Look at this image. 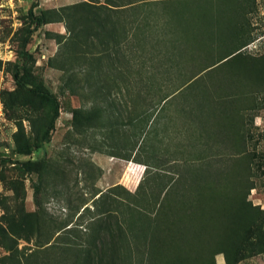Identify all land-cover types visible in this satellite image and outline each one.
Listing matches in <instances>:
<instances>
[{"label": "rangeland", "instance_id": "374dc122", "mask_svg": "<svg viewBox=\"0 0 264 264\" xmlns=\"http://www.w3.org/2000/svg\"><path fill=\"white\" fill-rule=\"evenodd\" d=\"M105 1L0 0V264H80L82 245L111 241L119 249L104 256L128 264L134 237L140 263L167 238L156 202L178 174L185 183L167 214L189 236L204 221L217 237L189 242L192 262L207 264L211 241L216 264H264V0H148L121 17L140 18L127 57L112 66L99 46L66 86L62 8ZM37 16L47 23L37 26ZM77 16L82 33L90 9ZM235 43L246 45L199 74ZM38 86L59 101L49 141L54 110Z\"/></svg>", "mask_w": 264, "mask_h": 264}, {"label": "trees", "instance_id": "16d2710c", "mask_svg": "<svg viewBox=\"0 0 264 264\" xmlns=\"http://www.w3.org/2000/svg\"><path fill=\"white\" fill-rule=\"evenodd\" d=\"M148 0H106L103 4H90L88 2H82L78 4H74L68 7L62 8L64 17L68 20L67 21V28L69 29L70 35L68 37L63 36L62 34H58L57 38L59 43L63 44L64 50L60 53L62 58L60 60V68L63 69L66 73L65 76H67V81L65 82L66 86H68V82L71 79V76L75 75V71L79 70V63L80 61L84 60L88 63L89 59L96 57L95 49L99 48V46L102 47V57L105 56V58L109 59L111 61L112 66L122 62L123 59L127 57V53L125 51L124 45L126 46L127 43L130 41L131 38H133L135 35V29L140 25V23L134 24L135 22H140V18H137L135 21H121V17L127 14L130 11H139L144 4ZM163 1V0H162ZM168 1V0H167ZM87 7L90 9L91 16L88 19L89 24L88 26H84L85 28L82 29V33H80V30H78V21L79 17L77 16L79 8ZM120 14V15H119ZM120 17L115 19L114 17ZM36 24L37 26H41L47 21L44 19L43 16H37ZM242 18H238V21L236 22V28L240 29L241 27V20ZM71 20V22H70ZM73 23V25H72ZM121 25H129L130 30L126 26V31L123 32L120 31ZM217 43L224 44V41H219ZM226 45V44H225ZM246 44L242 45H236L233 46V48L230 51H224L215 61L211 62L210 64L206 65L204 69H202L201 72H203L206 69H211L214 65L218 64L219 62H222L224 59H226L229 56H236L239 51L245 46ZM133 52V51H132ZM238 52V53H237ZM165 56V55H164ZM233 56V57H234ZM171 60H174L176 56L170 55ZM100 59V58H99ZM83 61V62H84ZM74 73V74H73ZM28 74V73H27ZM100 74V73H99ZM88 75L93 77L94 73L92 69L88 70ZM197 76V75H196ZM25 77L27 79L25 70L21 72L19 67H17L14 78L16 80V83L19 87L24 88L27 86V83L25 81ZM33 93L38 95L40 98L50 102L53 106L54 114L52 116V119L50 121V124L45 131L44 138L46 141H49L52 137V132L55 129L56 120L59 117L60 114V106L58 97L50 92L48 89L38 86L31 88ZM179 89L175 90L173 93L178 91ZM79 110H75V113H78ZM215 164H209L206 166L212 167ZM205 168V169H206ZM212 169V168H211ZM207 170V169H206ZM169 180L167 181L166 185L163 188V196L161 197L160 202H156V206L158 207V214H156L157 219H163V221L166 223V225H169V229L165 230L167 235V238L159 241V245L155 246L153 243L148 246L149 253H148V259L146 257H143L141 259V262L138 264H196L195 262H192L193 259L190 258L189 255H187V247L188 243L192 242L193 245L198 244L199 242H202L205 239V235H208L210 238H212V241L216 240L217 237L212 234L209 231V227L206 226L204 221H202V224H200L197 227L196 223V230L193 232L192 236H189L185 231L182 230V227H178V223L169 215L167 214L168 210L167 207H163L164 204L168 201L170 197L173 196V189H177L179 186H183L185 183L184 175L178 174V176H169ZM203 188H206L207 183L204 181L200 184ZM140 187V186H139ZM138 187V190H139ZM255 186L251 185L249 189H253ZM137 190L138 196L142 200H146L147 202H150V199L147 198L144 194L140 193ZM199 195L201 192H198ZM204 198V196H200ZM209 199H212L213 196L208 197ZM160 205L163 207L161 208ZM253 210V208H251ZM199 216L202 218V216H205L202 211H196L195 217ZM177 223V224H176ZM173 224L176 228L171 229ZM121 233V231H120ZM123 233V232H122ZM188 235V236H187ZM195 240L189 241L188 237H193ZM191 244V243H189ZM255 244V243H253ZM258 246V250L261 252H264V247L262 244L256 243ZM118 243L117 242H109L108 244H105L104 242L101 245L94 244L95 249H92L90 252L88 249L82 245L80 250H83L86 252V256L84 258V261L80 262V264H115L116 261H114L112 258H106L104 256V253L107 252V250L110 251V253H116L118 251ZM128 250L130 251L131 257L128 261V264H137L135 260H133L135 252H142L141 250V243L138 241L135 237L133 241L128 242ZM192 245V244H191ZM145 246V245H144ZM206 252H210V258L211 261L206 262L207 264H216L215 258L212 255L211 252V241H208L206 243ZM155 248L156 250L160 251L163 255H157L155 254ZM225 248V254L228 257L229 252L227 250L226 244H224ZM95 251L98 252L99 256L97 259L95 258ZM229 259V258H228ZM116 260L118 262H121V257H116ZM126 264V259H125Z\"/></svg>", "mask_w": 264, "mask_h": 264}]
</instances>
